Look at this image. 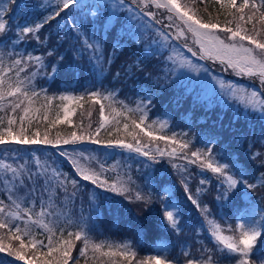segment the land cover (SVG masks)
Listing matches in <instances>:
<instances>
[{
    "label": "trees",
    "instance_id": "1",
    "mask_svg": "<svg viewBox=\"0 0 264 264\" xmlns=\"http://www.w3.org/2000/svg\"><path fill=\"white\" fill-rule=\"evenodd\" d=\"M102 0H93L92 2L81 3L82 7H72V14L66 15L70 10H66V13H61L60 17L55 20L49 21L40 30L39 36L41 42L38 43L34 37H25L26 42L21 43L16 41V49L12 50V57L7 58L4 53L3 43H8L5 38L3 43L0 44V64L8 71V76L16 79L17 68L23 67L27 62L25 53H31L33 56H43L47 64L56 62V55L47 56L49 50H54L56 54L65 57V60L61 62L62 66L59 67L54 77L49 79L47 75H41L35 79L32 83L35 91L41 93V95L34 100V107L40 108L41 111L36 114L37 118L33 119L31 126L25 124L27 129L25 135L27 138L44 140L45 132L48 134V139L55 141L57 134L62 139H70L71 133L76 132L77 136H85L84 140H77L75 143H69L67 145L62 142L56 146L51 144H31V143H16L15 140H10L4 145H0V157L3 152H7V155H13L14 158L20 162L25 160H32L38 155L47 154L53 164L55 170L67 177L68 180L77 181V190L80 193L82 204L85 208L92 207V203H99L102 211L95 207L93 208L91 215V221L86 224L85 228L89 229L90 236L95 243L105 241L112 244L118 243H130L132 250L136 251V259L133 260V264L141 259H147L152 255L158 253L167 256L169 259H177L183 264V261L187 259L184 255L185 252L189 253L193 257H201V249L210 248L215 250V241L211 236V229L208 221L204 218L200 210L196 205L192 204L187 199L188 193L185 192V184L182 181H186L187 187L190 193L199 200L201 205H207L211 209L208 219H215L220 224L222 230H225V235H233L238 233L227 231L231 226L233 230L236 228L237 220L239 216L248 212V208L243 207L241 202H233L232 204L221 205L215 199L217 189V177L211 171H201L199 162L188 163L191 157V152L196 149H203L204 145L209 140H215L217 142L214 152L219 149L218 159H228L231 157L233 161H239L237 166L239 168H247L248 165L244 163V160L248 154L250 145L254 144L252 151L261 149L260 141L264 140V119L261 120L260 116L254 114L248 116L250 110H245L243 103L236 97H231V101L236 102L239 106L237 109H232L229 106L224 107L221 104L219 98L213 99L210 96H204L200 98V95L195 91H186V88H190L192 85V78L195 73L190 75V78L178 80L173 75H169L167 79L164 78L163 68L160 66V62L157 65L161 68L160 71H155L156 64H153L149 59L146 60V56L142 50L144 43V36H142V42L132 43L130 38L125 39L121 32L124 26L115 27L114 35L108 33L107 37H104L103 41L110 44L111 41H116L119 44L117 49L111 48L107 51V59H111V63L108 66V74L104 76L105 81L96 82L93 85H88L86 79L90 76V73L80 74L78 77L74 74L77 68L83 62V54L81 55L73 45L74 36L69 35V27L71 26V18H80L86 13H90L96 4H101ZM1 2V0H0ZM190 0H181V3H189ZM238 4L242 3V0H237ZM8 11L5 13V22L10 25V29H17V25H23L25 23L34 24L38 20H42L45 16L54 13L58 5L55 0H48L38 7H32L30 5H20L17 7V0L15 3H9ZM127 4L131 3V0H126ZM255 3L260 4L261 0H255ZM1 4V3H0ZM50 5V6H48ZM88 5L89 7H83ZM195 9L197 15L205 22L211 19L213 22H218L220 27L231 26L235 27V23L227 25V20H231L230 16H226L224 10L220 8V5L216 3V0H196ZM232 11H235L234 9ZM249 9H245V13H248ZM256 21H254L255 23ZM154 25L160 27V34L168 35L171 45L168 46L164 41V46L160 49V54H167L165 59L159 57L158 61L162 59L165 64L168 63V57L174 56V54L182 53L183 58H188L194 65H200L201 69H207L212 74H216V77H221L223 72L214 73L207 60H202L192 55L187 48L189 44L180 38L175 37L161 29L160 19H154ZM259 26V25H257ZM245 27L251 28V24H246ZM71 28V27H70ZM173 32V30H172ZM178 33V31H177ZM47 38V43L42 41ZM19 42V43H18ZM134 45V46H133ZM134 47V48H133ZM104 49V47H102ZM138 50V52H132L129 49ZM104 52V51H102ZM171 52V53H170ZM109 56V57H108ZM196 58V59H195ZM15 59H21L22 64L20 66H13ZM137 59H142L143 63L141 67L143 71L137 70L134 65ZM195 59V60H194ZM107 60V61H108ZM71 61V63H70ZM214 64V63H211ZM216 64V62H215ZM220 65V64H219ZM223 67V65H220ZM164 67V66H163ZM148 69H153V73H148ZM50 71V68L49 70ZM167 71V69H166ZM222 71V70H221ZM120 75L117 77L116 73ZM84 73V72H82ZM159 73V74H158ZM83 75V76H81ZM74 76L76 78H74ZM225 76V75H224ZM230 78L227 76V79ZM231 79V78H230ZM80 81V83L78 82ZM229 84H232L237 89L249 88L250 85L241 79L229 80ZM43 90V91H42ZM92 91L100 92L103 95L111 92L114 94V107L117 110H122L123 105H127L129 108H135L136 104L146 96H153V106L151 112L148 114V120L145 124H153L152 132L154 136L166 137L169 139H151L141 133L139 129H135L137 139L140 141V147L149 145H155L157 149H165L171 152L173 148L177 149L176 155L170 157L166 156L168 161L165 162L164 156H160L156 150L150 152L155 155L156 159L161 161L160 164H155L157 169L151 172L149 176L155 178L153 188L157 184H162L163 187L159 192H152V204L149 206V211H143V205L129 203L123 196L117 195L111 192H104L95 188L89 181L82 180L76 173L70 156L75 157L74 153L80 149H96L104 150L109 142L115 143L117 139L124 143H131L136 146V141L124 131L123 124L129 123L131 120H125L123 116L118 117L121 121L119 128L120 131H116V125L112 120H108L104 128L100 129L99 135H96V129L100 127V104L94 103L88 99V95ZM263 89L260 88L258 93H262ZM250 93V92H249ZM61 95L80 97L84 96L85 99L78 103L73 101H61L59 97ZM45 96L55 99L51 100L50 109L48 111V120L43 119L44 109L42 105L47 103ZM101 96V103L105 105V117L107 116L108 104L111 101L103 100ZM23 98V97H19ZM17 98L9 97L8 101H15ZM7 103V101H6ZM225 103V102H224ZM223 103V104H224ZM67 106L72 110L70 116L71 123L63 120V107ZM21 107H24L22 105ZM244 112V113H243ZM246 112V113H245ZM9 115H14L17 118V123L13 125V130H19V119L22 112L18 109L16 113H11L8 110ZM59 114L61 122L55 126H50V121L55 119ZM112 114V113H111ZM4 115V113H0ZM114 115V114H113ZM139 113H136L132 119L138 121ZM155 122V123H153ZM161 124L164 127L161 128ZM91 125V127H89ZM7 120L4 121L0 128H7ZM145 127V125H141ZM155 128V129H154ZM147 131L148 129L145 128ZM132 131V128H129ZM92 134V138L100 141L98 144L91 143L89 141L88 134ZM111 133V134H110ZM35 134V135H34ZM176 137L177 141H189L190 147L183 151L179 150L177 143H172L171 139ZM69 149H73L70 153ZM120 150V148H115ZM69 151V153H67ZM64 152L65 155L60 153ZM149 152V151H146ZM187 155V158H185ZM254 163V162H253ZM172 164L177 167L173 168ZM103 173L102 179H107L108 183H114L117 179H113V174L107 173V165L102 160ZM183 168V169H182ZM35 170V169H32ZM52 173V171L50 172ZM51 175V174H50ZM250 179L255 182L259 177V172L249 171ZM141 178L144 174L140 175ZM201 179H206L209 183L200 184ZM133 181L132 187H135L136 182L144 183V180ZM68 191L73 190L72 185L68 184ZM197 189L203 191L197 195ZM243 191V190H242ZM167 192L168 196L172 198V201L178 205L180 213V231L173 232L171 229L166 228L161 223L163 213V197ZM63 195V193H61ZM253 199H255L261 208H264V187L258 186L252 193ZM0 199H3L5 204H8L6 192L0 191ZM101 199V200H100ZM67 202L68 201L67 199ZM244 204L247 200L243 201ZM36 206L39 207L37 204ZM131 209V211H130ZM61 220V227H63ZM15 223H21V221H15ZM76 223L72 222L71 227L64 231V238H68L67 232L69 230L76 231ZM36 233L35 238H42L45 234L41 229L34 230ZM45 236V235H44ZM59 236V232H57ZM27 239V238H25ZM72 239L75 242V248L72 255H79L78 250L83 246L82 241H75L74 236ZM222 248V246H220ZM107 251L108 249H103ZM46 251V249H41ZM224 251H227L226 249ZM31 252L29 255L31 256ZM91 250L88 252L89 259L87 264H92ZM78 257V256H77ZM3 256L0 253V259ZM253 259L259 264L261 259H264V237L257 242V249L255 250V256ZM15 260V259H14ZM17 261V260H16ZM13 264H24V261H17ZM11 264V263H6ZM71 264V261H70ZM79 264H85V259L80 258Z\"/></svg>",
    "mask_w": 264,
    "mask_h": 264
},
{
    "label": "snow or ice",
    "instance_id": "2",
    "mask_svg": "<svg viewBox=\"0 0 264 264\" xmlns=\"http://www.w3.org/2000/svg\"><path fill=\"white\" fill-rule=\"evenodd\" d=\"M16 0H9V3H15ZM58 5L54 13L45 16L42 20L36 21L34 24L25 23L23 25H17V33L15 40L21 43L26 42L25 37H34L38 43L40 40V30L51 20H55L61 16V13H66V10H70L72 7H82L80 0H55ZM137 4L136 8H133L130 4L126 3V0H111L110 3L96 4L91 11V16L96 18L99 16L98 10L101 7L107 11L111 8V14L113 16L123 17L125 12L127 13V20L125 23L129 24L128 32L130 42L136 43L142 42L141 28L143 25L139 24L138 17L143 15L150 20L155 19V13L146 11L150 6H154L156 9H164L168 15L166 19L175 23L179 21L177 38L185 37L186 34H191L193 43L198 46L199 51H194L189 47V51L193 56H199L200 59H208L212 61H218L221 65L232 69L237 74L256 77L259 83L264 87V0H261L260 4L255 3V0H242V3L238 4L237 0H216V3L220 5V8L224 10L226 16H230L231 20H227V25L235 23V27L225 26L220 27L218 22H213L211 19L205 22L197 15L195 9L196 0H190L189 3H181V0H134ZM50 6V5H48ZM20 7V5H17ZM83 7H89L83 5ZM235 11H232V10ZM245 9H249L248 13H245ZM8 11V3L0 4V43H3L5 37L2 35L6 30H10V25L5 22V13ZM254 21H256L254 23ZM120 19H117V23ZM246 24H251L249 29L245 27ZM182 25V27H180ZM259 25V26H257ZM172 24L165 25V27H171ZM72 30L83 36V43L86 48L93 53L97 65H100L102 57L98 55L101 51V44L96 39L95 35L89 37L87 30L83 23L72 22ZM224 33L223 37L218 35ZM168 35H163L164 41L168 40ZM43 43H47L45 38ZM245 42H247L245 44ZM114 47L118 48L119 45ZM29 61H35L38 68L44 70L45 75L49 79L55 76L59 67L62 66L61 62L65 60V57L58 55L54 50H49L47 56L56 55V62L51 64L45 63L43 56H33L31 53H25ZM147 55V53H145ZM71 63V61H70ZM111 63V59L107 61ZM143 63L142 59H137L134 67L137 70L143 71L141 67ZM22 64L21 59H15L13 66H20ZM50 68V71H48ZM167 71L163 72L164 78L167 79L169 75L175 76L178 80H183L186 77L190 78V75L195 73L197 77L200 75V66L194 65L190 60L186 58L178 59L175 56L168 57V63L164 65ZM2 64H0V125H3L7 120V128H0V145L8 143L10 140H15L16 143H31V144H51L56 146L61 142L65 145L69 143H75L77 140H84L85 136H77L76 132L71 133L70 139H62L59 134L55 141L48 139V134L45 132L44 140L29 139L25 133L27 131L25 124L31 126L33 119L37 118L36 114L41 111L40 108L34 107L35 98L39 97L41 93L35 91L31 85L32 78L37 75L36 72L26 80L19 78V72L24 71L23 67L17 68L16 79L8 76V71ZM101 66V71H102ZM206 73L207 70L204 69ZM119 72L116 73L118 77ZM213 80L215 78L213 77ZM221 89V95H231L238 98L245 108V110H251L252 113L260 116L264 119V93H257L255 90L248 92L247 89H237L231 84L227 85V91H225V83L223 81H217ZM43 91V90H42ZM102 94L97 91H92L88 95V99L94 103L100 104V127L96 129V135H99L100 129L104 128L108 123L105 117V105L101 103ZM9 97L17 98L15 101H8ZM23 97V99H19ZM47 103L41 107L44 109L43 119L48 120V111L50 109L51 100L55 97L49 98L45 96ZM61 101H73L77 103L85 99L84 96L71 97L61 95L59 97ZM103 100L111 101L108 104V108L111 109L113 115V121L116 125V131L119 132V125L121 121L118 117L123 116L125 120H131L129 123H124L123 128L127 135L131 136L136 141V146L131 143H124L117 139L115 143L109 142L106 147L109 148H121L127 149L129 152L135 151L141 156L147 157L155 164H160L161 161L157 160L155 155L150 152H145L139 146L140 141L137 139L135 129H139L141 133L151 139H169L166 137H157L153 135V124H145L148 120V114L151 112L153 106L154 97L149 95L141 99L135 108H129L127 105L122 106V110H117L113 105L115 103L114 94L109 92L102 96ZM7 101V103H6ZM24 105V107H21ZM11 113H16L19 109L22 115L19 119V130H13V125L17 123V118L14 115H9L8 110ZM63 120L71 123L69 119L72 115V110L64 106L63 107ZM136 113H139L137 119H132ZM61 122L59 114L55 119L51 120L50 126H55ZM155 123V122H153ZM145 125V127H141ZM164 127L163 124L160 125ZM91 127V125H89ZM132 131H129V128ZM145 128L148 130L146 131ZM111 134V133H110ZM35 135V134H34ZM89 141L94 144L100 143V141L92 138V134L89 133ZM172 143H177L179 150L183 151L190 147L189 141H177L173 136ZM261 149L252 151L254 144L250 145L248 154L244 160V163L248 165L247 168H239L237 164L239 161H233L231 157L228 159L219 158V149L216 152L213 151L217 146L215 140H209L203 149H196L191 152V157L188 163H197L201 171H211L217 177V189H216V201L223 204H232L235 202H241L243 207L248 208V212L239 216L235 230L228 227L227 231L238 233L233 235H223L220 224L215 219H208L211 209L207 205H201L198 199H196L189 191L186 181H182L185 184V192L188 193L187 199L200 210L204 218L208 221L211 229V236L215 241V250L210 248L201 249V257H193L189 253L185 252L184 255L188 257L183 261V264H257L253 259L255 256V250L257 249V242L264 237V208H261L258 202L253 199V191L258 187H264V140L260 141ZM160 156H164L165 153L157 149ZM177 149L173 148L168 153L170 157L176 155ZM62 156L64 152L60 153ZM187 158V155H185ZM69 159L79 177L84 181L91 182L95 188L104 192H111L117 195L123 196L129 203L143 205V211H149V206L152 204V192H159L163 187L162 184H157L153 188L155 178L149 175H145L144 187L134 184L130 179L120 180L118 179L114 183H108L107 179H102V173L104 171L103 166L97 171L96 169L85 166L80 163V159H92L91 157H84L83 152L80 154V158L77 159L70 156ZM254 162V163H253ZM147 167V165H146ZM172 167H177L172 164ZM48 165H41L37 163V169H25L23 166L16 168L8 164H0L2 174H0V185H3L7 192L8 204H5L3 199H0V253H6L10 257H14L17 261H24V264H79V259L84 258L85 264L89 259L88 252L91 250L92 264H133V260L136 259L137 253L132 250L130 243H118L112 244L105 241L99 243L93 242L89 232L83 223H78L76 228L78 230L67 232L68 238H64V231L71 227L72 221L67 213H61L55 211L57 209V200L61 193L69 201L74 200L77 190V181L68 180L58 170L53 169L51 175L48 173ZM249 171L259 172V177L253 182L250 179ZM209 183L206 179H201L200 184ZM71 184L73 190L68 191L67 185ZM243 190V191H242ZM203 190L197 189V195ZM247 200L244 204L243 201ZM163 199V213L161 223L171 229L173 232L180 231V213L176 203L172 201V198L168 196L167 192L164 193ZM62 203V202H61ZM39 205L40 210L35 211V206ZM131 211V209H130ZM26 217V219L24 218ZM61 217H63V227H61ZM15 221H21V223H15ZM34 227L42 229L44 233H47V243L45 244L41 240L35 238L36 233ZM59 232V236H57ZM74 236L75 241H82L83 246L78 250V257L73 256L72 252L75 248V242L72 239ZM27 238V239H25ZM222 246V248L220 247ZM107 248V251L103 249ZM46 249V251H41ZM227 251H224V250ZM31 252V256H29ZM136 264H181L177 259H169L167 256L158 253L147 257V259H141L136 261ZM259 264H264V259L259 261Z\"/></svg>",
    "mask_w": 264,
    "mask_h": 264
},
{
    "label": "rangeland",
    "instance_id": "3",
    "mask_svg": "<svg viewBox=\"0 0 264 264\" xmlns=\"http://www.w3.org/2000/svg\"><path fill=\"white\" fill-rule=\"evenodd\" d=\"M47 1L48 0H17V5H22V6L23 5H30L32 7H38L39 4L42 5ZM92 1L93 0H80L81 3L92 2ZM7 2H8V0H1L0 3L4 4ZM105 2L110 3L111 0H102L101 4H103ZM130 5L133 8L137 7V4L134 3V0H131ZM146 11H151V12L155 13V21L160 19L161 29L168 31L171 35H172V33H174L175 37H177V31H178L177 26L179 25V21L172 23L168 19H166V16L168 15V13H166V10L156 9L154 6H150L148 9H146ZM98 12H99V16L96 18H93L91 16V12H90V13L84 14V16H81L79 19L78 18H71V23L73 21H75L77 23L82 22L85 29L87 30V35L89 37L95 35L96 39L100 42L101 46L104 47V49L101 47V51H100V53H98V55H100L102 57V59L100 61V65H97L95 62V59H94V56L97 54L88 50L86 48V46L84 45L83 36L79 35L75 31H73L72 25L68 26L69 27L68 32L70 33L69 35H71L72 37L74 36L73 45L71 47L73 48V46H74L75 49L81 53V55L83 54V59H84L83 62L81 63V65L74 72V74L76 75V77H78L80 74L90 73L91 75L88 76V78L86 79V83L88 85L89 84L93 85L99 81H101V82L105 81L104 76H106L108 74L107 69H109L108 66L110 65L109 63H107V60H108L107 59V51L109 52L111 48L117 49L114 46L119 45L116 41H111L110 44L106 41L104 42L103 41L104 37H107L108 33H110V32L112 33V35H114V32L112 30H114L115 27L117 28L118 26H124L125 29H123L121 32L123 33L126 40H128V38H130L129 32H128L129 24L125 23V21L127 20V13L126 12H125V15L123 17L113 16L111 14V8H109L107 11H105V8L101 7L98 10ZM70 14H72V9H70V13L68 12L66 15H70ZM118 18L120 19L119 23H117ZM137 22L139 24L143 25V27L141 28L142 36H144V38H143L144 43H143L142 50H143L144 54L147 53V55H145L146 60L149 59L150 61L153 62V64H156L155 71H157V70L160 71L161 68H163V72L166 71V68L163 67L165 65V62H163L162 59H165L167 54L164 55V54H160L161 52H159L160 49L164 46V43L161 41V39H163V35L160 34V32H159L160 27L157 25H154V19L150 20L148 17L143 16V15L138 17ZM170 23L172 24L171 27H165V25H168ZM180 27H182V25H180ZM172 30H173V32H172ZM16 33H17V29H15V30L10 29V30H6V32L4 34H2L5 38H8L7 39L8 43H3V46L0 45L1 47H3L5 56L7 58L12 57V55H13L12 50L16 49V44H17V43H15L17 41V40H15ZM217 34L221 35L222 37L224 35H226L224 33H219V32H217ZM179 38L181 40L185 41L186 43H188L189 47H191L194 51H197V52L199 51L198 46L193 43V38L191 37V34H186V38L185 37H179ZM141 39H142V37H141ZM138 42L140 43V41H138ZM165 43L168 46L171 45L170 40H168ZM246 43L247 42H245V44ZM0 44H2V43H0ZM1 47H0V52H2ZM189 47L187 46L188 49H189ZM129 50L132 51V49H129ZM102 51H104V52H102ZM132 52H138V50H135V51L133 50ZM172 54H174V56L177 57L178 59L183 58L181 56H184L182 53H179V54L172 53ZM159 57H161L162 59H160L158 61ZM195 57L199 58V56H195ZM186 59L189 60L188 58H186ZM204 60H207V62L210 64L209 65L210 69L214 73H217L216 71H218V72L220 71V72H223V74L221 75V77H216L215 76L216 74H212V72H210L206 68H205L207 70L206 73L204 72V69L200 68L199 77L194 75L192 78L191 87L186 88V91H188V92L190 90H193L197 94H199L200 95L199 100L201 99V97H204V96H206V97L210 96L213 99V96H214V98H216V97L219 98L218 100L221 101V104L224 107L229 106L232 109L233 108L234 109L239 108L238 107L239 105L236 102L233 103V101H231V97H232L231 95H224V96L221 95V89L219 87V84L216 83L217 81H223L225 83V89L224 90L227 91V85H229V82H230L229 80H234V79H241L244 82L246 81L250 85L249 88H245L248 90V92L255 90L258 93L260 88H262L263 89L262 93H264V87H262L260 85L258 78L237 74L236 72H233L232 69L227 68L224 65H223V67L220 66L221 64L218 61H215L216 62V64H215V62L212 60H208V59H204ZM158 62H160L161 68L157 65ZM45 63L47 64V62H45ZM211 63H214V64H211ZM101 66L103 69L102 71H101ZM23 68H24V71L19 72V78L21 80H26L31 75V73H33V72L37 73V75H35L32 78L31 85H32V83L35 82V79L37 77L45 74L44 70H42L36 66L34 60L27 62L26 65L23 66ZM82 72H84V73H82ZM151 72L152 73L154 72L153 69L152 70L148 69V73L151 74ZM81 76H83V75H81ZM227 76H229L231 79L230 78L227 79ZM76 77L74 76V78H76ZM213 77L215 78V80H213ZM78 82L80 83V81H78ZM20 99H23V98H20ZM111 113H112V111L107 110V116H106L107 120L113 119V113L112 114ZM252 115H254V114L250 110L248 116H252ZM261 120H263V119H261ZM156 148L157 147L155 145L151 146L148 143L147 145L143 146L142 149L145 152L146 151L154 152V150H156ZM69 150H70V153L73 152V149H69ZM160 150H162L165 153V156H164L165 162L168 161L166 156L168 155L169 152L165 149H160ZM81 152H83L84 157H91L92 158L90 160L89 159H80V163L82 165L90 166V167L96 169L97 171H99L101 169L100 164H102V160H103L104 164H106L107 168H108L107 173L109 174V172H110L111 174H113V179H117V180L120 179V180L127 181L130 179L131 181H138V177H139V179H141L140 181H142L144 179L140 177L141 174H144V176L146 174L149 175L151 172H154V169H157L155 163H153L147 157L141 156L135 151L129 152L127 149H121L120 148V150H116V149H114V147L113 148L108 147V148H105L104 150H102V149L101 150H96V149H86L85 150L83 148L82 149L79 148V150L74 153V155H76L75 158L79 159ZM67 153H69V151ZM38 162L41 165H48L49 166L48 173L50 175L51 174L50 172L54 169V167H53V164H52V162H51V160L47 154L38 155L37 157L33 158L32 160H25V161H21V162L18 159L14 158L13 155L8 156L7 152H3L1 154V157H0V164H8V165H11L12 167H16V168L23 166L25 169L39 170V169H37V163ZM146 165H147V167H146ZM177 169H181L180 166H178ZM2 171L3 170L0 169V174H2ZM136 183H139L138 185H141V182H136ZM143 187H144V183L142 184V188ZM0 191L6 192V189L3 185H0ZM76 193L77 194H76L74 200H71L70 202H67V199L64 197V195L61 194L59 199L57 200L58 207H57V209H55V211H58L61 213H67V216L70 217L72 222H74L76 224L83 223L84 226H86V224H88L89 221H91L90 213H92L93 208L98 207L101 211H102V209H101L99 203H94V206L92 203V207L85 208L82 204V201L80 198V193L78 191H76ZM6 194H7V192H6ZM39 210H40V208L38 206H35V211L38 212ZM24 218L26 219V217H24ZM62 219H63V217H61V220ZM36 229H39V228L34 227V230H36ZM222 234L225 235V230H222ZM44 235L42 238H37V240H41L46 244L47 243V233H45ZM1 254H2L3 258L0 259V264L18 263L16 260H14L15 259L14 257H10L6 253H1ZM20 263H21V261H20Z\"/></svg>",
    "mask_w": 264,
    "mask_h": 264
}]
</instances>
